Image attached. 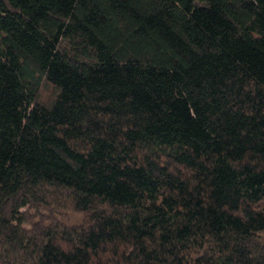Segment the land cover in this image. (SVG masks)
Instances as JSON below:
<instances>
[{
  "label": "trees",
  "instance_id": "16d2710c",
  "mask_svg": "<svg viewBox=\"0 0 264 264\" xmlns=\"http://www.w3.org/2000/svg\"><path fill=\"white\" fill-rule=\"evenodd\" d=\"M0 264H264V0H0Z\"/></svg>",
  "mask_w": 264,
  "mask_h": 264
},
{
  "label": "rangeland",
  "instance_id": "374dc122",
  "mask_svg": "<svg viewBox=\"0 0 264 264\" xmlns=\"http://www.w3.org/2000/svg\"><path fill=\"white\" fill-rule=\"evenodd\" d=\"M79 219V216L74 215L71 217V221H77Z\"/></svg>",
  "mask_w": 264,
  "mask_h": 264
}]
</instances>
